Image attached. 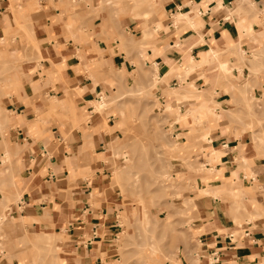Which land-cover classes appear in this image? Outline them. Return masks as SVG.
Returning <instances> with one entry per match:
<instances>
[{
  "label": "crops",
  "instance_id": "obj_1",
  "mask_svg": "<svg viewBox=\"0 0 264 264\" xmlns=\"http://www.w3.org/2000/svg\"><path fill=\"white\" fill-rule=\"evenodd\" d=\"M81 1V9L88 6V0ZM89 1L93 10L80 17L71 11L69 0H39L42 9L37 14L29 10L34 0H0V39L5 30L10 35L15 31L13 14L8 11L13 3L21 19L25 23L30 20L41 56L23 62L24 74L31 80H22L18 97H12L10 109L15 115L10 116L8 124L16 125L15 129L10 127L9 142L14 147L21 145L23 150L19 163L14 160L13 168L0 173V189L5 192L2 195L0 190V200L20 195L17 208L11 205L5 211L13 217L20 214L19 218L24 217L33 228L54 230L68 237L71 242L67 248L79 255L77 264H103L100 248L111 251L119 228L114 210L117 206L113 207L117 203L107 196L95 206L90 204L88 195L94 187L99 192L106 189L104 176L108 169L103 161L89 160L92 154L86 153L91 151L90 142L95 155L106 153L105 145L115 130L85 136L91 130L74 129L66 141L58 132L57 122L51 120L49 109L68 112L69 119H61L63 128L72 122L83 126L80 121L84 108L94 116L87 125L99 126L102 117L92 114L90 102L101 98L104 91L110 92L118 72L130 76L139 67H146L152 75L155 63L160 82L154 89L156 99L161 106L167 102L179 104V112L186 113L182 123L169 118L172 132L183 139L201 130L205 151L212 152L205 158L208 172L194 175L198 185L202 178H209L205 188L210 192L202 197L198 208V229L191 244L193 256L208 264H264V154L254 146L249 129L252 124L258 127L264 106H252L250 111L241 106L243 98L232 96L230 87L217 81V61L212 59L211 51L218 54L238 43L239 33L245 35L244 29L239 31L241 22L250 21L252 30L260 33L264 25H255L247 15L243 17L241 8L232 9L230 5L236 0H217L222 4L218 7L215 0L205 5L203 0H154L149 18L144 17L146 9L140 17L124 14L115 18L113 6ZM262 1L254 4L258 10L264 7ZM250 7L247 9L252 13ZM190 21L198 26L192 27ZM157 23L159 27L154 30ZM150 24V34L143 40L142 33ZM128 36L140 43L131 44ZM249 45L254 43H243L240 48L248 53ZM203 57L207 60L200 62ZM191 65L190 72L186 71ZM245 71L243 68L239 74L245 76ZM233 72L240 80L238 70L234 68ZM262 76L252 78L257 85L250 94L262 96ZM45 95L59 98L58 106L47 108ZM205 108L213 110L216 118L205 113L208 117L199 122L198 114L203 115ZM36 113L44 116L47 124H42ZM114 119L108 114L107 127L113 126ZM89 173L94 175L91 182L83 179ZM221 192H239L245 198L238 202L226 194L221 199ZM213 252H217L216 263L210 261ZM188 256L184 253L183 258Z\"/></svg>",
  "mask_w": 264,
  "mask_h": 264
},
{
  "label": "rangeland",
  "instance_id": "obj_2",
  "mask_svg": "<svg viewBox=\"0 0 264 264\" xmlns=\"http://www.w3.org/2000/svg\"><path fill=\"white\" fill-rule=\"evenodd\" d=\"M38 1L34 0L29 8L34 14L42 9L38 6ZM208 1L203 0V5ZM215 1L216 6H220V2ZM80 2L82 1L69 0L73 14H79L80 17L90 15L89 12L93 10L90 1L88 0V6H84V9L80 8ZM99 4L113 6L116 11L115 18L124 14L140 17L143 9L148 11L144 17L149 18L154 11L146 0H100ZM249 6L253 10L252 13L247 9ZM230 7L241 8L239 12L244 14L243 17L247 15L255 21V25H264V15L251 0H236ZM17 10L18 7L13 3L9 5L8 11L13 14L11 17L15 31L10 35L5 30L3 38L0 39V173H6L13 168L14 160L19 163L22 155L23 147L18 144L14 147L9 142L10 127L15 129L16 122L9 125L8 120L10 116L15 115L10 109L14 102L12 97H18V91L23 86L22 80H31V77L28 78L24 74L23 62L32 58L41 59L30 20L25 23ZM21 10L19 8V12ZM154 23L155 21L151 22L152 25ZM151 24L150 28L143 31V40L149 36L147 33L152 29ZM251 25L250 21L245 24L241 22L239 31ZM262 30V33L257 30L245 31L243 37L242 33H239L238 43L226 46L212 58L217 61V81L225 84L226 88L229 86L232 96L242 97L241 106H247L249 111L252 106H264V90L261 97L250 94L257 85L252 78L261 73L262 78L264 77V28ZM128 38V42L133 45L140 43L133 40L136 39L134 36ZM11 41L14 42L12 45ZM246 42L254 43L249 45L248 53L240 48V45ZM234 68L238 70V74L240 69L244 68L245 76L240 73L239 80L238 75L233 72ZM155 72L154 70L151 75L146 67H139L138 72L130 76L118 72L117 79L115 77L111 83L110 92L104 91L101 98L90 102L92 114L102 117V124L99 126L87 125L94 116L92 117L85 108L81 112L80 122L83 126L72 122L67 128H63L61 119H69V114L56 107L49 109V116H52V121L57 122L60 129L58 132L66 141L71 138L74 129L84 132L91 130L85 136H91L100 130L107 134L115 130L105 145L106 153L95 155L91 142V151L86 153L92 154L89 160L97 163L99 160L103 161L108 169L107 176H104L106 189L99 192L94 187L88 195L90 204L95 206L97 201H104L107 196H111L117 203L113 207L117 206L114 210L117 211L115 218L119 228L110 246L111 251L105 252L104 246L100 248L103 264H208L199 262L197 257L193 256L191 244L195 242L197 234L198 222L195 220L199 218L201 199L205 194H209L201 190L208 185L209 178H202L198 185L194 175L198 172H208L204 163L208 162L205 158L212 152L206 153L203 144L205 135L200 134L201 130H194L191 132L194 135H186L183 139L181 134L175 135L172 132L168 124L169 118L182 123L186 113L179 112V104L172 106L167 102L164 106L160 105L154 95V89L160 83ZM182 81L184 79H181ZM102 99L105 105L99 107L98 101ZM43 101L49 108L56 105L59 98L45 95ZM206 108L203 115L198 114L199 122L207 114L213 116V110ZM108 114L115 117L111 121V128L107 127ZM36 118L42 124H47L46 118L40 113H36ZM253 118L256 119V116L253 115ZM261 120L264 122V111L263 119L257 121L258 127L252 124L249 129L253 144L260 149L259 154L262 155L264 124ZM249 175L250 173L247 174ZM83 179L91 182L94 175L89 173ZM0 190L2 195H5V192ZM226 194L228 193L221 192L218 196L222 199ZM227 196L238 199V202L245 198L239 192L229 193ZM19 197L17 194L13 199L0 200V217L3 221L0 226V264H77L79 255L68 249L71 242L68 237L55 233L54 230L33 228L24 217L19 218L20 214H15L14 217L7 214L5 210L9 206L14 205L17 208ZM103 204L107 205L106 202ZM236 223L239 224L237 221ZM184 253L189 255L185 259Z\"/></svg>",
  "mask_w": 264,
  "mask_h": 264
},
{
  "label": "bare ground",
  "instance_id": "obj_3",
  "mask_svg": "<svg viewBox=\"0 0 264 264\" xmlns=\"http://www.w3.org/2000/svg\"><path fill=\"white\" fill-rule=\"evenodd\" d=\"M136 2H137V0H135ZM147 1V3H148V6L149 7H151V8H153L154 7V0H146ZM220 4V6H222V4L221 3H219ZM253 4V3H252ZM144 10V9H143ZM151 11V10H150ZM230 12V11H229ZM144 13H146V12H144ZM200 13V12H199ZM181 14V13H180ZM179 14V15H180ZM150 15V14H149ZM228 15V14H227ZM146 16V15H145ZM177 16V15H176ZM231 17V16H230ZM225 18V17H224ZM156 21H157V19H155ZM154 20V21H155ZM152 23H153V21H152ZM190 25L192 26V27H196V26H198V24H196V22H194V21H190ZM159 27V24L157 23L155 26H154V30L156 29V28H158ZM150 28V27H149ZM157 30V29H156ZM244 30L245 31H252V25L250 26V27H244ZM147 34H150V33H147ZM30 37V36H29ZM211 50V49H210ZM140 51H142V50H140ZM212 51V54H213V57H215L216 56V53H215V51H213V50H211ZM192 57V56H191ZM193 58V57H192ZM192 60V59H191ZM207 59L205 58V57H203L202 58V60L200 61V62H204V61H206ZM208 63V62H207ZM189 65V64H188ZM192 68V65L189 67V68H187L186 69V71H189L190 69ZM153 69L155 70V71H157V66H156V64L154 63L153 64ZM241 70V69H240ZM185 72V71H184ZM190 72V71H189ZM62 103V102H61ZM98 104H99V107H103V105H105V102L103 101V99L102 100H99L98 101ZM5 142V141H4ZM5 146H7V144H4ZM4 146V148L6 149V147ZM7 150V149H6ZM205 188V187H204ZM203 191H204V193H208V192H210L209 191V188H205V189H203ZM234 191V190H233ZM212 193H215L214 191H212ZM20 221H22V219H20ZM2 217H0V226H1V224H2ZM32 234H37V233H32ZM38 235V234H37ZM23 259L21 258V261H22Z\"/></svg>",
  "mask_w": 264,
  "mask_h": 264
},
{
  "label": "built area",
  "instance_id": "obj_4",
  "mask_svg": "<svg viewBox=\"0 0 264 264\" xmlns=\"http://www.w3.org/2000/svg\"><path fill=\"white\" fill-rule=\"evenodd\" d=\"M251 1L253 4H255L256 2L261 1V0H251ZM262 2H264V0ZM259 10L264 15V7L261 6V8ZM93 234L95 235V232H93ZM212 255L213 256H211L210 261L216 263L218 261L217 252H213Z\"/></svg>",
  "mask_w": 264,
  "mask_h": 264
}]
</instances>
